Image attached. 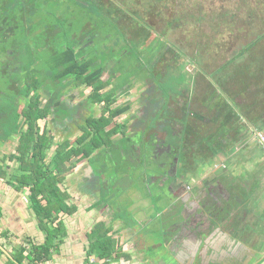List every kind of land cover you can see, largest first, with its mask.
Segmentation results:
<instances>
[{"label":"flooded vegetation","instance_id":"flooded-vegetation-1","mask_svg":"<svg viewBox=\"0 0 264 264\" xmlns=\"http://www.w3.org/2000/svg\"><path fill=\"white\" fill-rule=\"evenodd\" d=\"M96 5L116 6L115 3ZM136 20L122 16L99 20L110 21L104 24L122 33L116 39L108 33L102 35V30L95 27L96 22L92 26L87 21L83 36L72 42L78 60L89 63L87 68L65 66L54 60L47 67L50 72L33 73L31 77L42 82L38 89L39 106L49 109L46 116L38 118L40 133L52 138L51 155H56L61 147L72 153L67 161L68 167H75L70 173L71 180L88 186V196L98 197L105 193V187L114 183H118L116 190L121 192L122 186L137 182L134 172L148 177L150 180L144 178V188L157 184L153 192L169 201L163 212L169 225L162 234V243L173 261L169 264H177L182 256L189 258L190 264H212L216 262L213 255L229 254L227 244L216 245V229L219 224L231 225L232 199L240 198L239 194L236 197L229 162L220 160L229 146L235 144L230 134L235 126L233 95L226 89V103H221L228 113L227 123L214 122L219 112L215 91L219 85L215 76L207 74L203 90L200 75L204 74L197 62L186 59L184 51L172 49L176 46L167 43L166 35L143 37L135 28L132 31L131 26L137 24L150 26L144 19ZM52 34L47 35L48 40ZM96 38L101 42L106 40L107 48L89 49ZM138 42L139 46L135 47ZM151 45L153 50H149ZM67 48L68 44L62 45L61 50ZM59 51L50 50L53 55ZM187 63H192L189 68ZM225 69L230 70L229 74L233 72L229 66ZM42 73L46 74L45 78ZM61 74L64 76L60 77ZM223 74L225 80L221 86L227 84L228 88V73ZM247 110V122L257 129H252L251 134L261 148L256 137V131H263L259 129L262 121L256 114L257 106ZM221 127L225 128L226 137H222L224 146L217 151L216 138ZM1 152L4 150L0 149ZM92 181L97 186L93 187ZM145 194L140 189L136 191L138 198ZM240 202L246 204L247 200ZM233 230L229 229L230 235L238 237L241 231Z\"/></svg>","mask_w":264,"mask_h":264},{"label":"rangeland","instance_id":"rangeland-1","mask_svg":"<svg viewBox=\"0 0 264 264\" xmlns=\"http://www.w3.org/2000/svg\"><path fill=\"white\" fill-rule=\"evenodd\" d=\"M117 1V3H120L119 0ZM73 2H78L79 4L84 3L82 0H71L68 2V4H70V10L64 6H62V10H58V4L51 0L48 3H44V5L39 4L40 8L37 12L30 10L25 12L26 19L23 22L24 24L18 29L14 39L11 41H22V44L24 45L29 41L36 45V47H40V50L37 49L39 65L34 67L36 73H40L41 70L44 72H50L47 68L48 66L44 64L45 61L48 60L47 56L50 55V52L47 51V47H44V45L46 43H51L52 45L49 46V50L52 48L58 51L61 50L62 45L71 44L72 39L76 40L77 38L78 40V37L84 34V26H86L85 23L87 21L90 22L92 26H94L93 22H96L95 27L98 30H102V35L106 36L108 33L114 39H116L118 35H122L121 32H116L115 28H108L107 25L104 24L110 21L100 22L99 20L105 21V19H109V17H101V13L99 12L98 14V11H93V13L96 14L91 19L77 16L79 13L75 12ZM122 5L130 7V5L126 3ZM131 6H133L135 12H129V17L134 20L137 19L136 22H141L138 21L140 19H138L136 14H144V11H142L140 6H147L142 4L141 1L140 3H134ZM157 6L162 12H154L152 16H145L143 18L148 24L153 25L150 27L149 34L166 35L167 43L176 46V48L172 49L178 48L184 51L187 54L186 59L196 61L198 64L197 66L202 69L203 72L208 75L212 73L213 77L225 63L231 61L228 62L227 66H229L233 72H236L238 76H241L242 74L246 75L244 83L247 89H250L251 92H254L252 89H255L256 86L260 89L258 93L255 90V93L244 94L243 97L240 96V99L242 100L241 104L242 107L245 108V112L253 106L252 103H254V100L260 99L264 101V38H260L261 40H257L255 44L251 45V43L258 39L260 35L264 34V28H262V24H264V2L252 3L249 2V0H160ZM167 9L172 11V20L175 16V27L168 28L164 19L161 17V14L163 16L167 12ZM150 10L153 11V9ZM253 14L256 15L255 18L251 17ZM34 18L38 20L35 23L36 25H31L30 31H27V26L31 24V20H34ZM141 25L143 26V24ZM141 25L137 24L135 27L131 26V29L133 31V28H135L136 32L141 34L140 36H144L147 32L143 30L144 26L141 27ZM34 28H38V30L33 32ZM145 28L149 30L148 26H145ZM53 29L55 30L53 31ZM50 32L53 34L50 37L51 40H48L49 36L47 35H50ZM95 40V44L89 49L96 50L107 48L106 40H103L102 42L98 38ZM146 43L144 44L145 46L150 43V40ZM155 44L156 42H153V45ZM138 46L139 42L135 44V47ZM249 46L250 48H248ZM42 47L43 50H41ZM135 47L133 49H136ZM149 50H153L152 45L149 47ZM200 50H208V52L201 54L202 51ZM28 53L30 52L28 51ZM198 55L203 57H198ZM233 56L235 57L234 60ZM256 58H259V60L262 59L263 67L261 66L260 61L255 62ZM141 63L142 62L140 61L139 64ZM190 64L192 63L186 64L188 68L190 67ZM193 71H195V68H193ZM224 72L227 74L230 70L227 72L226 69H223L222 73ZM42 76L45 78L46 74L42 73ZM204 81L207 83L206 79H204ZM229 86L231 88L229 92H233L232 95H235L237 93V90H235L237 86L231 82H229ZM226 89L227 84L220 87V92L217 91V100L221 103L225 102L226 93H224V91ZM209 90L211 91L212 89L209 87ZM228 106L230 105L228 104L226 107ZM263 107L264 102H261V109H263ZM236 114L237 113L235 112V115ZM248 124L249 123H246L241 117L233 122V125L240 126L239 131L242 134L240 137L237 136L235 142L237 148L247 140L248 134L249 137H251L250 133L252 129H256V127L252 125V127H250ZM241 126L243 127L242 129ZM245 134L246 140L243 139ZM17 142L18 140L8 141L1 148L4 150L3 153L13 152L16 148ZM249 142V148L251 147V149L248 148L242 150V148L238 151V154L242 155L240 156L241 161L247 162V160H255L257 162H252L258 163V165L260 164L259 169L263 171L264 152L262 146L261 149L258 147L254 137H251ZM49 151L51 155V149H49ZM3 153H0V155ZM249 153L253 154L255 158L252 159L253 156L249 157ZM220 160L221 162L225 161L226 157H221ZM237 170V172H234L241 174L242 166ZM111 171L116 175L115 170ZM150 171L151 169L147 172V175H149ZM133 175L137 179V182L128 183L126 186H122L123 190L121 192L116 190L118 183L105 187V193L101 202H108L109 205L114 203L117 208L120 209L118 215L123 217L125 221L135 225L138 232H143L144 235L139 233L140 236H137L136 238L134 237L133 240L127 242V244L134 246V249L141 254L139 257L142 258L143 261V257H146V264H169L173 262L171 260V253L169 250H166V245L162 243V234L165 230L163 228L167 229L169 225V221L168 223L165 221L166 214H163V212L169 207V201L166 197L157 195L156 192H153V189L156 188L157 184L152 183L151 187L144 188V178L148 180V177L140 176L139 174L138 176L135 172ZM245 176L248 177L249 174L247 173ZM139 189L146 193L145 197L147 198H138L136 196V191ZM239 194L242 195L244 192L240 191ZM132 205L135 210L131 207ZM249 219L252 225L256 222V216L253 214L249 216ZM161 226L163 227L161 228ZM261 236L260 233H256L253 240L251 239L250 242H247L248 244L244 245L241 243L239 244L237 240L235 242L232 241L231 247L234 249L224 256L223 254H220L219 256L213 255L216 257V262L212 264H256L257 262H260L264 259V256L260 254L261 251L264 252V237L262 238ZM127 238L128 237H125V239ZM261 238L262 242H259V239ZM120 239L121 242H123L124 239L122 237ZM227 242H230V240H223L224 244H227ZM258 246H263V249L258 248L256 250V247ZM257 253L260 256H257ZM189 260V258H184L182 256L177 264H190ZM140 262L142 263V261Z\"/></svg>","mask_w":264,"mask_h":264},{"label":"trees","instance_id":"trees-1","mask_svg":"<svg viewBox=\"0 0 264 264\" xmlns=\"http://www.w3.org/2000/svg\"><path fill=\"white\" fill-rule=\"evenodd\" d=\"M50 1L0 0V149L8 141L18 140L13 152H1L3 154L0 155V178L6 180L7 184L17 191L24 192L26 189L30 191V208L34 211L39 221L40 229L46 234L45 242L34 246L32 249L34 263L48 258L52 248L56 250L61 246L63 240L61 235L65 233L63 230L65 224L61 220L60 214L71 215L77 210L75 205L70 204L72 195L63 185L68 178L67 174L75 168L67 166V161L71 160L72 153L63 151L61 147L56 155H50L49 149L53 145V140L45 133H40L38 125V118L46 116L49 110L48 107L40 108L39 106L40 94L38 89L42 86V82L39 78L31 77L35 72L34 67L39 65L37 49L40 50V47H36L29 41L26 42V45L22 44V41H11L14 39L18 29L24 24L23 22L26 19L25 12H28V10L37 12L40 8L39 4L44 5V3ZM53 1L58 4V10H62V6L70 10L68 2L71 0ZM82 1L84 2L83 4L73 2L75 12L79 13L77 16L89 19L95 16L96 13L94 14L93 11H98V14L100 12L101 17L116 18L122 16L130 18L128 13L135 12L131 5L140 3V1L147 7L140 6L144 14L137 13L138 19L152 16L154 12H162L157 6L160 0H119L121 4L117 3V0ZM249 2L258 3L264 2V0H249ZM97 3H115L116 6H99L96 5ZM125 3L130 5V7L122 5ZM150 9H153V11ZM120 11L122 13L118 14ZM171 13L172 11L167 9L163 16L161 14L168 28L176 25L174 24L176 21L175 16L172 20ZM251 17L255 18L256 15L253 14ZM37 21L35 18L34 20L32 19L31 24L27 26V31H30L31 25H36ZM151 26L153 25H150L149 28ZM262 28H264V24H262ZM37 30L38 28H34L33 32ZM144 31L147 34L150 33L145 27ZM139 35L141 34L139 33ZM145 36L146 34L143 37ZM262 36L264 34L260 35L251 45L255 44L257 40L263 39L264 37ZM72 42L74 44L76 40L72 39ZM72 42L68 44L67 49L61 50L54 55L49 50V46L52 44L46 43L44 47H47L50 55L47 56L48 60L44 64L51 66L55 60L65 66L70 64L74 67L80 66L81 68L82 66L87 68L89 63L78 60ZM41 50H43V47ZM259 61L263 67L262 59H255V62ZM228 62L217 72L220 84H222L224 78L223 69L227 67ZM25 72H27L26 76ZM63 76V74L60 75V77ZM24 97H26L25 100ZM74 152L78 153L76 150ZM90 184L97 186L93 181ZM87 189L89 190L88 186ZM103 195L102 193L98 195L101 198L100 201L103 200ZM50 222L55 224L54 228L51 227ZM111 232L112 228L108 227L104 221L98 222L89 234V252L97 253L100 257L107 260L119 259L121 256L131 258L132 255L123 251L120 242ZM56 238H60L58 243H55ZM262 262H264V259L259 264H262Z\"/></svg>","mask_w":264,"mask_h":264},{"label":"crops","instance_id":"crops-1","mask_svg":"<svg viewBox=\"0 0 264 264\" xmlns=\"http://www.w3.org/2000/svg\"><path fill=\"white\" fill-rule=\"evenodd\" d=\"M229 73L227 74V77L229 76V82L237 86L235 89L237 90V93L233 95L231 99L232 110L234 113L233 120L235 121L241 116L246 118L245 108L242 107L240 96L243 97L244 94L255 93V90L258 93L260 89L256 86L255 89H252L254 92H251L250 89L245 87V74V76L243 74L238 76L236 72ZM202 74H204V76H201V79L203 78L202 87L203 90H205L204 79H206L207 74L205 72ZM218 75V73L215 75V81H217L216 83L219 87L218 90L215 88V91L220 92L219 89L221 84L218 82ZM230 89L231 88L228 84L227 91H230ZM231 93L233 94V92ZM261 102L264 101L260 99L254 100V103H252L253 106L249 108V110H252L257 106L256 114L262 121V126L259 129L264 130V107L261 109ZM220 104L221 102L218 100V120H215L214 122L226 124L228 113L222 109ZM235 112L237 113L236 115ZM245 122L248 123L247 120H245ZM242 128L243 127L241 126V129ZM231 130L230 134L236 142L237 136H242L239 131L240 126L235 125ZM224 135L225 128L221 127L218 137L216 138L218 146L215 147V150L221 151V148L224 146V143L221 142L222 137H226V135ZM251 137H253L252 134ZM251 137H249L248 134L246 140L245 134L243 139L246 141L243 144L237 148L235 143L234 145L229 146V151L226 156L221 155V157H226V161L230 164L231 176L234 178V187L237 188L236 197H238L237 195L240 191H245L244 194H239L240 198L232 199L233 204L231 205V209L233 213L231 216V225L221 224L222 226H220L219 224L216 229V233L218 234L216 245L224 247L223 244L225 242L223 243V240H230V242H227L226 248L228 253L234 249L231 247L232 241L235 242L237 240L239 244H248L247 242H250L251 239L253 240L257 230L264 236V170L261 171L259 169L260 164L253 163L257 162L255 160L248 161L246 158L247 162H242L240 157L242 155L238 154L240 149L243 148L242 150H246L249 148V140ZM213 139L215 140V137H213ZM249 149H251V147ZM248 156H253L252 159L255 158L251 153H249ZM241 166L242 173L237 174V169L241 168ZM70 173L71 172L67 174L70 176V180H66V183L63 185L72 195L70 204L75 205L77 210L71 215L64 213L60 214V218L65 224L63 229L65 233L64 235H61L63 238L62 244L56 250L52 248L50 256L39 262H42L43 264H140V261H142L141 264H146V257H143V261V259L139 257L141 254L134 249V246L127 244V242H131L133 238L135 236L137 237L140 233L137 231L135 225L125 221L123 217L118 215L120 209H118L114 203L109 205L108 202H101L99 197L94 194L88 196L86 185L80 182H72ZM247 173L249 174L248 177L245 176ZM29 192V189H26L24 192L17 191L11 185H8L6 180L0 178V264H35L36 262L34 263V260L32 259V249L34 246L41 245L45 242L46 234L40 229L39 221L34 211L30 208ZM241 199H245V201L247 200V203L241 204ZM131 207L135 210L133 205ZM251 214L256 216V222H254L253 225L249 219ZM101 221H104L108 227L112 228L111 233H113L118 239L123 247V251L132 255L131 258L121 256L119 259L107 260L106 258L100 257L97 253L89 252V234L93 227ZM49 224L54 228L55 224H52L51 222ZM229 229H234L233 231L239 230L241 232L238 237H235L230 235L231 233L228 232ZM141 233L143 232L141 231ZM121 237L124 239L123 242H121ZM125 237L128 238L125 239ZM59 239L60 238H56L55 243H58ZM257 249L258 248L256 247V250ZM261 252L262 256H264V252ZM262 264H264V262Z\"/></svg>","mask_w":264,"mask_h":264},{"label":"built area","instance_id":"built-area-1","mask_svg":"<svg viewBox=\"0 0 264 264\" xmlns=\"http://www.w3.org/2000/svg\"><path fill=\"white\" fill-rule=\"evenodd\" d=\"M256 137L259 140V142L262 146L263 152H264V132L263 131H257ZM35 264H43V263L42 262H36Z\"/></svg>","mask_w":264,"mask_h":264},{"label":"water","instance_id":"water-1","mask_svg":"<svg viewBox=\"0 0 264 264\" xmlns=\"http://www.w3.org/2000/svg\"><path fill=\"white\" fill-rule=\"evenodd\" d=\"M216 221H218V219Z\"/></svg>","mask_w":264,"mask_h":264}]
</instances>
